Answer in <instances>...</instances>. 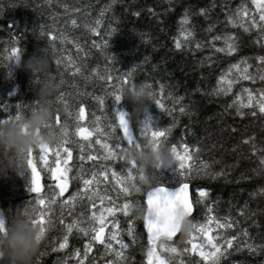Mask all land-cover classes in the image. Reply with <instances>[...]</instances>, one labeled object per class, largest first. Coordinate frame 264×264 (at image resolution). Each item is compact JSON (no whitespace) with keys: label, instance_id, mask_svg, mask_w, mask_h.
I'll return each instance as SVG.
<instances>
[{"label":"trees","instance_id":"trees-1","mask_svg":"<svg viewBox=\"0 0 264 264\" xmlns=\"http://www.w3.org/2000/svg\"><path fill=\"white\" fill-rule=\"evenodd\" d=\"M242 4L248 6L249 17L255 14L251 0H0V119H7L9 114L15 115L17 105L23 114L25 106L34 102L35 89L24 62L31 56L40 55L46 47L51 54L52 74L60 82L57 103L65 109V104L58 102L61 93L69 112L83 103L85 119L80 125L89 131L97 123L101 131H106L109 124L115 123L114 134L122 136L112 111L114 97L111 93L116 90L115 78L121 76L130 83H147L155 94L148 111L154 118L155 127L167 128L171 125L169 146L176 145L181 152L183 149L179 145L188 146L191 159L185 162L186 166L199 169L207 166V174L194 176L190 185L193 197L195 186L207 190L206 204L197 206L193 221L199 224L211 215L221 222L227 220L233 224L231 229H217L215 224L210 225L213 229L209 233L211 236L218 232L223 236H237L234 244L239 245V250L229 248L220 264H264V247H261L264 245V192L261 191L264 189V166L260 164L264 158V114H260L256 107H245L241 108L245 114L237 115L238 102L234 99L235 94L244 87L258 96L256 90L264 87V84L259 79L255 82L238 80L227 95L214 91L218 78L228 73L231 64L246 57L248 63L255 66L254 57L264 55V40H260L258 30L243 32L238 24L233 26L227 23V16L233 15ZM200 9H206V15L201 14ZM185 14L188 23L182 24L181 19ZM73 20L75 25L71 23ZM97 20V33L93 34L90 28L96 26ZM40 25L45 26L46 32H52L55 51L46 36L39 37ZM182 32L192 35L186 37L181 35ZM61 33L67 37L63 44L56 38ZM228 33L239 37L238 53L231 56L215 51L224 46L223 39H212L213 36L223 37ZM12 37H15V42ZM177 42L181 43L179 49L175 46ZM12 47H16L20 55L16 61L10 59ZM109 57L113 59L110 61ZM66 58H70L72 63ZM57 59L62 61L60 65H57ZM76 68H79L78 72ZM249 71H255V67ZM109 75L113 77L111 81L107 80ZM227 78L236 80L235 73ZM100 99L103 105L99 103ZM156 99L163 107H157ZM229 104H233V107L229 108ZM119 107L129 114L133 132L139 135L136 121L142 119L143 115H133L132 105L126 100L122 99ZM181 107L184 108L183 112L180 111ZM252 112L256 114L252 115ZM59 117L63 123L66 112H59ZM67 123L69 130L73 131L70 116ZM208 129L221 136V145L229 163H219L203 147L202 136ZM97 138L102 142L104 140L95 133L89 138L93 144L92 151L95 154L99 150L102 154L99 145L95 144ZM108 142L111 144L113 141ZM38 154L39 149H34V162L40 171ZM54 159L49 153L50 162ZM80 163L77 160L73 165L70 176L77 178L69 180L63 199L81 187V180L75 171ZM118 164L113 165L117 171ZM98 168L99 164L93 168V162L86 161L85 178H90L91 171ZM100 179L103 190L104 178ZM108 180H111L110 173ZM29 182L30 173L27 170L19 175L9 171L6 177L0 176V211H15L17 207L22 208L34 200L35 194L28 192ZM50 184H55L51 174L41 171L42 191H48ZM109 194L115 195L111 191ZM142 197L143 193H133L131 199L142 201ZM86 203L85 198L75 208L77 215L86 213L85 220ZM96 203L97 209L94 210L99 209V201ZM53 213H50L53 215V226L47 231L34 257V264H64L65 258L67 264H75L76 258L71 253L75 248L83 254V237L74 232L67 248L53 252L51 249L58 247L56 241L61 236L58 221L60 208L54 205ZM63 219L65 223L71 222L72 217L67 210ZM116 219L119 239L129 245L128 249L123 250L119 264H147V235L140 214L126 217L118 213ZM129 221L135 242L127 234ZM105 231L107 234L109 229ZM194 235L193 243L199 244L202 236L199 233ZM156 243L159 245V241ZM166 243L181 249L185 246L181 234ZM246 243L253 244L254 250L250 252L244 247ZM113 244L114 249L119 248L115 242ZM40 253L44 254L41 256ZM158 254L168 259L167 253L158 251ZM181 259L184 264H196L197 261L204 264L194 253L176 256L168 264H179ZM108 260H116L114 252H107L103 245L94 243L92 251L85 257V264H107Z\"/></svg>","mask_w":264,"mask_h":264},{"label":"snow or ice","instance_id":"snow-or-ice-1","mask_svg":"<svg viewBox=\"0 0 264 264\" xmlns=\"http://www.w3.org/2000/svg\"><path fill=\"white\" fill-rule=\"evenodd\" d=\"M251 5L255 10L254 15L249 17L248 6L242 4L238 6L233 15L227 16V23L233 26L238 24L243 32H250L252 29H256L260 35V40H264V0H251ZM64 7L67 8V5H64ZM200 13L206 15V9H200ZM134 14L138 15L139 13ZM71 23L75 25L76 22L73 20ZM181 23H188L187 14L182 17ZM98 25L99 20L96 21V26L90 28L93 34L97 33ZM209 30H211V26ZM109 35H111V32H109ZM181 35L188 37L192 33L182 32ZM45 36L48 38L50 45L53 46V51H55L54 45H52L54 40L52 32H46L45 26L40 25L39 37ZM56 38L62 44L67 39L63 33ZM212 39L214 41L223 39L224 46L216 48V52L225 53L229 56L238 53L237 40L239 37L235 34L228 33L223 37L216 35ZM12 40L15 42V37H12ZM93 43L95 44V41ZM105 44L107 45V42ZM175 46L179 49L181 48V43L177 42ZM96 47H99V45H96ZM197 47H199L198 44ZM11 52L12 56L10 59L12 61L18 60L20 56L17 54L18 49L12 47ZM66 59L69 63H72L70 58ZM108 59L111 61L113 58L109 57ZM254 59L256 61L255 66L249 64L246 57H241L239 61L231 64L228 73L222 74L218 78L217 88L214 91L217 94L222 92L227 95L232 92L233 84L238 80L255 82L259 79L264 84V55H257ZM56 63L60 65L62 61L57 59ZM253 67H255V71H249ZM75 70L78 72L79 68ZM233 73H235L236 80L227 78ZM100 79H104V77H100ZM112 79L111 75L107 77L109 81ZM115 79L114 87L116 90L111 93L114 97L112 111L115 114V120L118 122L122 136L114 134L117 127L115 123L109 124L106 131H101L98 123L91 131L86 127H82L80 122L85 119L84 104L80 103L73 112H69L67 102L63 101V93H61L58 97V102L65 104L66 117L65 121L61 123L59 113H57L55 124L61 126L63 139L55 145L41 144L36 148L39 149L40 171L37 170V163L34 162V150L29 149L25 161V170L30 173L28 192L34 193L35 197L34 200H30L27 204H33L40 208L35 219L32 220L33 225H38L39 227L37 239H44L47 231L53 226V206L56 205L61 210V215L58 218L61 236L56 241L58 247H52L51 250L53 252L67 248L70 236L75 232L77 236L83 237L84 249L82 255L79 249H73L71 255L76 258L75 264H85V257L92 251L94 243L103 245L107 252H114L116 260H108L107 264H119V261L123 258V250L128 249L129 245L119 239V225L116 216L118 213H122L126 217L130 214L139 213L143 220V228L147 234V264H168L176 256H184L189 253H194L204 264H220L221 258L225 257L229 248L235 247L239 250V245L234 244L237 236H223L219 232L215 236H211L209 233L213 229L210 225L215 224L217 229H231L233 224L227 222V220L221 222V220L215 219L211 215L199 224L192 219L197 206L206 204L207 190L203 187L195 186V195L193 197L190 196V185H192L194 176L207 174V166L205 165L204 169L186 166L185 162L191 159V156L188 155V146L179 145L183 152L178 151L176 145L169 146L168 134L172 126L169 125L167 128L155 127L154 118L148 111L144 112L142 119L136 121L139 135H135L129 114L122 107H119L122 100L121 89L129 85L130 81L121 76H117ZM256 91L259 93L258 96L254 95L253 90L244 87L235 94L234 99L238 102V106H236L237 115L243 116L245 113L241 111V108L245 107H256L260 114H264V87ZM99 103L103 105V100L100 99ZM155 103L157 107H163L159 99H156ZM228 107H233V104H229ZM180 111L183 112L184 108L181 107ZM251 114L255 115L256 113L252 112ZM69 116L73 120V131L69 130L67 123V117ZM21 117L20 106L17 105L15 115L9 114L7 119H0V123L15 122L20 120ZM96 120L99 121V117ZM94 133L97 137H104L103 142L100 138L95 140V144L99 145L102 154L99 150L93 154V144L89 138ZM73 137L78 139H73ZM145 139H150L153 147L161 144L166 146L170 150L173 159L171 167L153 169L147 174V179L143 170L138 169L136 162L131 159L130 153L133 148L139 149ZM109 140L113 142L109 144ZM49 153L55 157L54 161L50 162ZM77 160L81 162L80 166L75 169L81 180V187L77 191L71 192L67 199H63L64 193L68 191L69 180L77 178L70 176L73 171V165L76 164ZM86 161H92L93 168H96V165L99 164L98 169L91 171L90 178H85L84 176V163ZM101 161L108 163H100ZM116 162H119V171L113 166ZM260 164L264 166V158L260 160ZM41 171L50 173L51 179L55 181L54 185H48V191H42ZM109 173L111 174L110 181L108 180ZM219 174L217 173L216 175ZM100 178H104L105 186L103 190L100 188L102 183ZM109 191L115 195H110ZM261 191L264 192V189H261ZM133 193H143L142 201L131 199ZM85 198L87 201L85 205L87 208L86 220L84 219L86 213L75 214L77 203L85 200ZM97 201H99V209L94 210L97 209ZM65 210L72 217L70 223L64 222L63 215ZM50 213H53V215H50ZM183 217L188 220V228L182 232L180 231V223ZM3 224V214L0 213V231L3 230ZM106 229H109L107 234ZM178 233L181 234V239L185 244L182 249L166 243L172 241V238ZM196 233H199L203 238L199 244L193 243L196 238L194 234ZM127 234L135 242L131 221H129ZM244 235L247 236V232ZM157 241H159V245H157ZM113 242L119 245L118 249H114ZM244 247L251 252L255 246L251 243H246ZM261 247H264V245ZM158 251L159 253H167L168 259L162 258ZM43 254L40 253L41 256ZM64 264H67V258H65ZM179 264H184V261L181 259ZM196 264H200V261H197Z\"/></svg>","mask_w":264,"mask_h":264},{"label":"clouds","instance_id":"clouds-1","mask_svg":"<svg viewBox=\"0 0 264 264\" xmlns=\"http://www.w3.org/2000/svg\"><path fill=\"white\" fill-rule=\"evenodd\" d=\"M50 61L51 54L46 47L40 55L31 56L24 62L31 74L35 98L25 106L20 120L0 123V176L6 177L9 171L21 174L29 149L34 150L41 144L52 146L63 139L55 117L65 109L57 103L60 82L52 74ZM121 96L132 105V114L140 116L149 111L155 94L147 83L133 82L122 87ZM130 153L146 179L153 169H167L173 164L170 150L162 144L153 147L150 139L142 141L141 147L131 149ZM39 211L40 208L33 204H24L15 211H0L4 220L0 231V264H34V257L43 242V238L37 239L38 225L32 223ZM187 228L188 220L183 217L180 231Z\"/></svg>","mask_w":264,"mask_h":264},{"label":"rangeland","instance_id":"rangeland-1","mask_svg":"<svg viewBox=\"0 0 264 264\" xmlns=\"http://www.w3.org/2000/svg\"><path fill=\"white\" fill-rule=\"evenodd\" d=\"M202 142L203 147L210 157L216 159L219 163H229L228 155L221 145V136L218 132L211 129L205 130L202 136Z\"/></svg>","mask_w":264,"mask_h":264},{"label":"water","instance_id":"water-1","mask_svg":"<svg viewBox=\"0 0 264 264\" xmlns=\"http://www.w3.org/2000/svg\"><path fill=\"white\" fill-rule=\"evenodd\" d=\"M189 192H190V196H192V192H191V186H190V189H189ZM194 215V214H193ZM145 231V229H144ZM145 234H146V231H145ZM180 233H178L176 236H174L172 239H175ZM147 235V234H146Z\"/></svg>","mask_w":264,"mask_h":264}]
</instances>
